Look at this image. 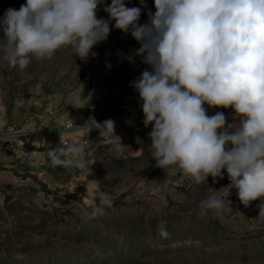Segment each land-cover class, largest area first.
<instances>
[{"label": "rangeland", "instance_id": "1", "mask_svg": "<svg viewBox=\"0 0 264 264\" xmlns=\"http://www.w3.org/2000/svg\"><path fill=\"white\" fill-rule=\"evenodd\" d=\"M25 3L0 0V17ZM126 5L142 7L139 0ZM146 5L141 24L155 11L154 0ZM103 7L97 15L107 19ZM139 47L112 27L87 61L62 48L51 60H33L20 70L0 53V264H264L260 199L241 203L226 171L215 183L209 176L196 185L178 170L167 175L155 166L148 152L151 125L144 126L138 93L130 87L149 66L124 58ZM216 111L232 122L230 108H208V115ZM132 116L140 130L127 122ZM90 117L112 119L127 148L113 152L97 130L79 127ZM67 123L75 129L66 130ZM69 141L91 153L85 168L53 162L49 150ZM209 187L223 188L230 207L201 216L198 205ZM99 193L110 206L99 205ZM96 207L103 212L93 216ZM161 220L166 239L159 235Z\"/></svg>", "mask_w": 264, "mask_h": 264}, {"label": "clouds", "instance_id": "2", "mask_svg": "<svg viewBox=\"0 0 264 264\" xmlns=\"http://www.w3.org/2000/svg\"><path fill=\"white\" fill-rule=\"evenodd\" d=\"M139 2L147 7L146 0ZM101 5L107 19L97 15ZM142 7H128L126 0H26L0 17V53L20 70L33 60H51L62 48L87 61L112 27L130 34L140 47L124 58L149 66L130 87L138 93L144 126L151 125L148 152L155 166L167 175L178 170L196 185L209 176L215 183L226 171L241 203L260 199L264 215V0H154V13L149 10L141 24ZM33 91L39 95L41 86ZM208 108H230L232 122L222 111L208 115ZM79 127L97 130L113 152L127 148L112 119L90 117ZM49 151L54 163H91L82 143ZM222 189L209 187L198 205L201 216L230 207ZM98 197L99 205L110 206L105 194ZM102 212L96 207L91 214ZM158 229L162 238L170 236L166 221Z\"/></svg>", "mask_w": 264, "mask_h": 264}, {"label": "built area", "instance_id": "3", "mask_svg": "<svg viewBox=\"0 0 264 264\" xmlns=\"http://www.w3.org/2000/svg\"><path fill=\"white\" fill-rule=\"evenodd\" d=\"M95 107H93V109H94ZM127 122L131 125V126H133L136 130H140L141 128H142V126H141V124H140V120H138L136 117H130L129 119H127ZM69 126H71V129L70 130H72V129H75V125H73L72 123H67L66 125H65V129L66 130H69ZM115 134L121 139V141L124 139V136H123V134L120 132V131H116L115 130ZM119 138H113V139H119ZM102 142L103 143H109L108 142V140H106V139H104V138H102Z\"/></svg>", "mask_w": 264, "mask_h": 264}]
</instances>
